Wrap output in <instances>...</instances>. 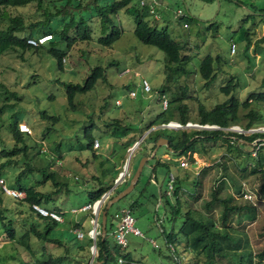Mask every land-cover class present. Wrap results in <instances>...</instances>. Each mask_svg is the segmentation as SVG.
I'll list each match as a JSON object with an SVG mask.
<instances>
[{
  "label": "rangeland",
  "instance_id": "1",
  "mask_svg": "<svg viewBox=\"0 0 264 264\" xmlns=\"http://www.w3.org/2000/svg\"><path fill=\"white\" fill-rule=\"evenodd\" d=\"M102 1L98 0V3ZM160 2L156 9L161 18L157 26L167 25L170 36L184 43L182 55L188 57L187 61L169 62L163 51L145 45L135 37L134 15L135 11L140 10L138 0H132L128 9H121L116 14L114 21L121 27L122 34L112 46H102L96 39L77 41L66 51L62 68H58L55 59L41 48L26 51L9 49L0 56V150L12 149L15 144L21 146L23 142L29 147L26 155L13 156L5 167L2 164L6 158H0V180H4L9 187H15L16 175L30 169L22 177L21 184L43 193L59 189V193L52 196L53 201L43 206L57 211L64 219L51 229L50 234L63 241L61 246L43 242L32 234L23 236L22 243L5 242L0 223V264H40L46 254L69 255L64 264H95L94 256L97 253L87 259L82 257L84 251L79 245L84 240H78L73 232L76 224L83 228L81 231L86 235L92 227L91 210L79 209L89 204L90 193L107 189L103 193L105 200L101 201L96 213L100 219L109 197L112 194L115 197L127 188L142 163L143 154L150 147L144 139L150 132L164 128L175 132L219 130L221 128L216 125L198 123L200 108L212 110L233 97L240 104L236 110L238 122L222 128L223 131L244 135L264 133V122L248 129L244 127L251 120L248 116L250 109L257 111L259 108L264 115V107L252 97L255 93L264 92V0ZM251 5L257 11L251 10ZM26 7L9 9V12H27L29 9ZM177 9L184 11L183 18L189 19L188 27L185 28L176 16ZM79 16L78 13L75 15L77 19ZM82 16L86 17L87 13L82 12ZM7 23V19L0 17V28ZM58 25L57 19H53L44 28L55 29L60 27ZM231 43L237 45L235 54L230 53ZM63 46L58 45L59 48ZM207 55L214 59V77L210 83L201 77L199 71L200 61ZM96 66L104 69V78L99 79L95 88L86 94H77L74 109H71L62 83H82ZM142 78L150 84L149 93L141 92ZM229 81L231 88L226 93L222 89ZM2 85L9 92H15L16 97L5 95ZM131 89L137 93L134 98L128 96ZM163 95L169 102L166 111L162 106ZM246 101L249 106L243 108L242 103ZM181 103L187 106L188 122L184 125L180 123L183 127L178 129L166 127L171 122L179 123L181 113L177 108ZM42 112L56 117V122L52 124L44 119ZM154 119L155 125L149 128L151 131L133 153H129V147H124L125 142L129 139L138 141ZM167 120V123L159 124ZM20 125H26L29 131L23 134V142L17 143L12 131L15 128L21 131ZM87 127H92L91 133L99 142V147H87L84 137ZM196 146L198 152L190 157H175L172 151L159 145L156 156L161 161L171 163L170 172L174 176L170 194L169 175H165L164 168L151 158L143 166L135 188L109 208L110 214L115 215L119 209L128 208L133 201L138 203L131 212L135 226L143 237L129 234L124 252L131 253L132 264L174 263L169 257L171 253L161 228L168 231L172 224L169 214H165L162 201L166 196L173 201L177 177L182 186L178 191L182 210L190 211L192 217L203 223L213 219L218 230H225L229 236L239 239L240 252L249 254L243 260L245 264H264V259L258 256L264 250V192L261 189L264 183V145L257 155L252 154V146H244L245 151L252 149L251 157L240 155L233 149L229 151L227 142L221 138L204 139ZM129 154L127 165L125 162ZM257 157L262 171L252 173L251 168ZM182 161L187 165H181ZM124 166L126 173L117 182L119 175L125 172ZM44 168L55 177L45 175L42 171ZM194 176L197 177L196 184H193ZM144 185V190L139 192ZM245 192L252 195L251 201L244 198ZM214 196L229 204H252L253 209L229 214L224 224L222 204L215 202L207 206ZM2 198L4 206L14 207L15 200L11 196L3 195ZM16 208L23 211L12 217L16 238L20 239L31 223L38 222L26 205ZM73 209L77 211L73 212ZM180 221L175 224L176 229L181 226ZM114 223L117 224L116 219ZM45 224L40 222L37 228L43 229ZM185 232L189 231L185 229ZM199 232V225H196L189 233L198 235ZM26 243L35 251L34 255L29 253ZM184 245L178 246L182 264H200V247L192 251L185 250ZM91 257L93 261L90 262ZM119 263L124 264V259L121 258ZM219 264L230 262L224 259Z\"/></svg>",
  "mask_w": 264,
  "mask_h": 264
},
{
  "label": "trees",
  "instance_id": "2",
  "mask_svg": "<svg viewBox=\"0 0 264 264\" xmlns=\"http://www.w3.org/2000/svg\"><path fill=\"white\" fill-rule=\"evenodd\" d=\"M131 2L132 0H103L101 3H98V0H84L82 2H76L75 0H0V17L8 20L7 25L4 28H0V56H2L3 53L9 49H20L22 51H26L31 48H41L45 49L46 52L55 59L58 68H62V59L66 51L77 41H89L91 39H96V41L102 46H112L122 34L121 27L114 21L115 16L121 9H128ZM22 6H27L26 9L29 10L27 12L21 10L16 14H11L9 12V9H16ZM251 6L252 8L249 7L251 10L254 12L257 11L253 5ZM140 10L135 11L134 15L136 24L134 29L135 37L141 43L154 46L163 51L166 55L167 61L169 62L179 63L181 61H187L188 57L182 55L184 43L182 44L170 36L167 30V25L158 27L156 23L151 21V19H146L145 15L141 13ZM82 12L87 13V16L83 17ZM77 13L80 14L78 19L75 17ZM53 19H57L60 27L55 29H45L44 26H46L47 23L51 22ZM184 20L188 24L190 23L188 18ZM34 31H36V34ZM42 35H50L51 37L45 43L37 47L27 43L28 38H38ZM58 45L64 46L59 48ZM213 63L214 59L211 55H207L200 61V75L206 82L209 83L214 77ZM103 78L104 69L101 66H96L91 70L90 74L83 80L82 83H62L66 92L68 106L71 109H74L76 95L86 94L87 92L91 91L95 88L97 81ZM230 86L231 81H229L228 85L222 90H224L226 93H229L231 88ZM2 87L6 93L5 95L16 97L15 92H9L3 85ZM252 97L257 104H261L264 107V92L255 93L252 95ZM239 105V102L232 97L226 101V103L218 105L212 110L200 108L198 123L202 125H217L221 128L219 130L175 132L164 128L150 132L144 139L145 142L150 144V147L148 152L143 154V156L150 155L156 145V142L160 138H166L168 140V144L164 145V147L172 151L175 157H190L192 153L198 152V147L196 146L197 142H202L204 139L221 138L227 142L229 151H232L233 149L238 151L240 155L243 154L251 157V151L255 148L253 142L257 139H264V133L254 132L250 135H244L242 133L236 132H224L222 129L238 122L236 110ZM242 106L243 108H247L249 103L246 101L242 103ZM177 109L181 113V116L178 118V122L184 125L186 122H188V117H186L187 106L181 103ZM1 110L2 109L0 108V111ZM166 110L167 108L165 111ZM41 114L44 119L50 121L52 124L56 122V117L50 116L46 112H42ZM248 116L251 118V120L244 126L246 129L255 125H262L261 123L264 122V115L260 112L259 108L257 111L250 109ZM168 121L169 120L162 121L159 124H164ZM155 122L156 119H154L152 124L147 126L146 129L154 126ZM91 131L92 127H87L84 131V137L87 141V147L89 149H93L94 141L96 140L95 137H93ZM23 134L27 133L19 131L18 128H15L12 131L13 138L17 143L23 142ZM128 134L129 133H126L125 135ZM135 141L136 140L132 141L130 139L126 141L124 145L125 149L130 147ZM246 145L252 146L251 151L244 150V146ZM28 149V145H26L24 142L21 146H17V144H15L12 149H1L0 158H6V161L2 164V167L7 166V164L11 162L13 156L21 153L26 155ZM156 154L157 152L154 154L152 159H156V164L164 168L165 175H169V173H171V163L159 160ZM259 160L260 159L257 157L254 167L251 168L252 173H258L262 171V166ZM29 171L31 170H23L18 175H16L14 182L15 187H9L6 185L9 188L19 189L25 192V197L23 199L12 197L15 200L14 207H6L2 204V196L7 194L3 191L2 185L0 184V223L3 230V241H17L18 243H22L21 240L23 236L32 234L43 242L61 246L63 245V241L60 238H53L50 236L51 229H53V227H55L57 223L60 222L48 216L43 217L32 209V204H39L43 206L51 203V201H53L52 196L58 194L59 189H56L50 193H43L36 190L34 187L24 186L21 184V179L25 174L29 173ZM42 171L47 176L52 178L55 177V174L49 170L46 171L45 168ZM262 176L264 177V171L262 172ZM193 180V184H196L197 177L194 176ZM138 182L139 179L137 180L135 186ZM180 182L181 180L176 177L175 183H177V185L174 184V191L172 194L174 198L173 201L171 202V200H169L166 195L165 200L162 201L165 214H169V221L172 224L168 231H166L164 228H161V233L163 234L166 246L169 248L171 253L169 257L174 260L173 264H176V260L182 262L181 258L179 257L180 251L178 249V246L181 244H185V250L190 249L194 251L196 248L200 247V252L198 254L202 257V262L200 264H219V261L224 259L229 260L230 264H245L243 260L244 258H248L249 254L246 252H240L238 247L240 244L239 239L229 236L225 230H218L215 227V222L213 219H208L206 223H203L192 217L190 211L182 210V204L178 196V191L182 188ZM127 184L128 182L126 185ZM144 187L145 185L142 187V189H140L139 192H142ZM261 189L264 192V183L262 184ZM106 190L107 189L101 188L90 193L88 203H93L100 199ZM112 197L113 194L109 197V199ZM215 202H219L223 206L222 223L224 224L227 222L229 214L233 212H242L243 210L250 211L253 209L252 204H229L226 200L218 199L216 196H214L207 203V206L210 207ZM18 205H26L29 211L35 216V219L37 220L36 222H38L36 224L31 223L28 230L20 237V239L16 238V231L13 227L12 218L14 214L23 213V211H21L19 208H16ZM137 205V201H133L129 206L130 208H128L131 210ZM112 207L113 205L111 208ZM178 220H181V226L176 229L175 224ZM40 222H46L43 229L37 228V224H40ZM98 222H100V219H98ZM114 222V215L113 213L110 214L109 209L106 213V234L104 237H102L99 233L95 237V248L97 254L94 256V262H101V264H121L119 263L118 259L122 258L124 259V264H132L131 253L129 251L124 252V249L127 245L125 247L118 245L114 238L108 234L113 228H115L116 225ZM191 224H194L193 227ZM188 225L189 227H187ZM196 225H199V234L190 235L189 232H192ZM184 228L189 232L186 233ZM82 239L84 241H81L82 244L79 245V248L84 251V255H82V257L84 256V258L87 259L91 255L90 247L93 244V239H91L86 234H84ZM25 245L29 253L34 255L35 251L32 249L30 244L26 243ZM258 256L260 259H264V250ZM68 258L69 255L67 254L61 256L46 254L45 259L39 263L64 264Z\"/></svg>",
  "mask_w": 264,
  "mask_h": 264
},
{
  "label": "built area",
  "instance_id": "3",
  "mask_svg": "<svg viewBox=\"0 0 264 264\" xmlns=\"http://www.w3.org/2000/svg\"><path fill=\"white\" fill-rule=\"evenodd\" d=\"M76 2H82L84 0H75ZM161 4L160 0H138V7L146 14L148 15L149 19H151V21L153 23H158L160 21V14L158 13V11L156 10L157 7ZM185 15L184 11L181 9H177L176 11V16L182 21L183 26L186 28L189 26V24L184 20L185 18H183V16ZM51 36L50 35H42L38 38H28L27 39V43L32 45V46H40L41 44L45 43ZM236 49H237V45L235 43H231L230 44V53L231 54H235L236 53ZM141 92L142 93H149L151 91V87L149 82L142 78L141 79ZM128 96L130 98H134L137 96V93L134 89L129 90L128 92ZM162 106L164 109L167 108L168 106V100L165 98V96H162ZM177 123V122H176ZM176 127H174L173 125H171L170 123L166 125V127L168 128H173V129H178L183 127L180 123H177ZM197 125V124H194ZM188 125H186L187 127ZM217 126V125H216ZM193 127V126H190ZM217 128H219V126H217ZM20 130L21 132H27L29 131V129L26 127V125H20ZM254 133V132H252ZM254 146L255 148L252 151L253 155L257 154V151L259 150V148L264 145V139L260 140L257 139L254 142ZM99 146V142L97 140H95L94 143V147H98ZM131 150V149H130ZM186 166L187 164L184 163V161H182V164ZM174 180V176L169 173V194L170 191L172 189V182ZM116 181L118 182V179H116ZM0 184L2 185V189L3 191L14 198L17 199H23L25 197V192L19 189H14V188H9L6 186L5 182L1 179L0 180ZM108 197V195L106 196V198ZM244 198L251 201L252 200V195L247 194L246 192L244 193ZM104 195L101 196V199L96 200L93 203H89L83 207H81L79 210L82 211H86V210H91L93 217L90 218V222L92 224V227L88 230L87 235L93 239V241H95V237L97 234L100 233L99 231V222H98V216H97V212L99 210L96 209L97 204L101 205V201H104ZM32 209L40 214L43 217H51L54 220L58 221V222H63V217L61 214H59L56 211H52V210H47L45 209L43 206L39 205V204H32ZM73 212H76L77 210L73 209ZM115 219H116V226L112 231V237L114 238L115 242L118 245H121L122 247H125L127 245L128 239L127 236L129 234H132L133 236H140L143 237V233L135 226V218L133 217L131 210L129 208H121L119 209V211L117 213H115L114 215ZM76 236L78 238H82L84 236V232H82L81 230H77L76 231ZM153 245L155 247H157V245L154 244V242H152ZM90 251L91 254L94 256V253H96V248L94 247V244L91 245L90 247ZM119 262H121V259H118ZM176 264H182V262H180L179 260H176Z\"/></svg>",
  "mask_w": 264,
  "mask_h": 264
},
{
  "label": "water",
  "instance_id": "4",
  "mask_svg": "<svg viewBox=\"0 0 264 264\" xmlns=\"http://www.w3.org/2000/svg\"><path fill=\"white\" fill-rule=\"evenodd\" d=\"M208 129L207 127H203ZM212 128V127H210ZM220 128V127H219ZM155 129V128H153ZM151 131V129H148L147 132L141 136V138L136 141L131 147L128 148V151L130 149H134L137 147V145L143 140L144 136L149 133ZM168 144V140L166 138H160L157 142L156 145L154 147V149L152 150V152L150 153L149 156H145L142 160V163L139 165L137 171L135 172V175L132 177V179L130 180L129 185L127 186V188H125L121 193H118L115 197H112L111 199H109L106 202V205L103 209V211L101 212V236L104 237L106 230H105V224H106V213L108 211V209L113 205V203L117 202L118 200H120L122 197L126 196L129 192H131L141 174V171L143 169V166L146 165V162L148 160H150L154 154L156 153L159 145H167ZM131 154L128 155V158L126 159L125 163H128L129 158H130ZM124 170H125V166H124ZM94 247H95V241H93ZM93 261V257H91L90 262ZM96 264H101V262H97Z\"/></svg>",
  "mask_w": 264,
  "mask_h": 264
},
{
  "label": "crops",
  "instance_id": "5",
  "mask_svg": "<svg viewBox=\"0 0 264 264\" xmlns=\"http://www.w3.org/2000/svg\"><path fill=\"white\" fill-rule=\"evenodd\" d=\"M99 147V146H98ZM157 152V151H156ZM167 158L168 159H170L169 158V156H167ZM63 222H64V219H63ZM62 223V222H61ZM83 228L81 227V226H79L78 224H76V225H74L73 226V232L75 233V236H76V231L77 230H82ZM114 229V228H113ZM113 229L110 231V233H108L109 235H111L112 236V231H113ZM99 231H100V234H101V216H100V222H99ZM106 234V233H105ZM76 238H77V236H76ZM83 238V237H82ZM82 238H80V240H83ZM78 240H79V238H78ZM97 263V262H96ZM95 263V264H96Z\"/></svg>",
  "mask_w": 264,
  "mask_h": 264
},
{
  "label": "bare ground",
  "instance_id": "6",
  "mask_svg": "<svg viewBox=\"0 0 264 264\" xmlns=\"http://www.w3.org/2000/svg\"><path fill=\"white\" fill-rule=\"evenodd\" d=\"M170 124L173 125L174 127L178 126V125H176V124H177L176 122H171ZM194 126H195V125H194ZM134 150H135V148H134V149H131L129 153H133ZM126 164L128 165V163H126ZM124 171H125V172H122V173L119 175L118 180L121 179V178L123 177L124 173H126V169H125ZM99 207H100V205L97 204L96 209L98 210Z\"/></svg>",
  "mask_w": 264,
  "mask_h": 264
}]
</instances>
